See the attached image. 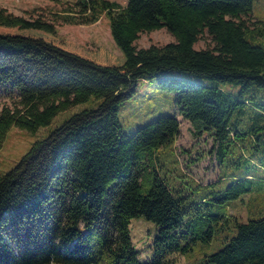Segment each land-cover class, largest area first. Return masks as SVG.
I'll list each match as a JSON object with an SVG mask.
<instances>
[{
    "label": "trees",
    "instance_id": "obj_1",
    "mask_svg": "<svg viewBox=\"0 0 264 264\" xmlns=\"http://www.w3.org/2000/svg\"><path fill=\"white\" fill-rule=\"evenodd\" d=\"M254 0H77L72 7L23 16L0 5V88L19 91L18 105L0 110V149L14 125L29 132L49 126L61 112L91 100L19 161L0 172V264H175L196 240L210 241L224 204L264 189L241 178L225 188L205 185L188 203L159 173V152L180 135L176 115L159 116L132 135L123 131L120 104L142 79L176 93L193 135L213 141L222 160L239 132L252 87L264 89V21L245 18ZM109 19L121 50L79 49L59 33L58 21L93 24ZM166 28L174 41L139 47L140 34ZM207 34L204 48L195 44ZM179 75H161L164 71ZM205 75L209 83L194 79ZM241 87L239 94L220 83ZM247 130L264 128V102L252 103ZM263 166V165H262ZM210 188V189H209ZM253 200V197L251 198ZM158 224L153 258L141 262L130 235L132 218ZM236 235L209 255L213 264H264V215L242 221Z\"/></svg>",
    "mask_w": 264,
    "mask_h": 264
},
{
    "label": "rangeland",
    "instance_id": "obj_2",
    "mask_svg": "<svg viewBox=\"0 0 264 264\" xmlns=\"http://www.w3.org/2000/svg\"><path fill=\"white\" fill-rule=\"evenodd\" d=\"M77 0H0V5L10 11L23 16L43 14L53 17V12H60L72 7ZM125 5L127 0H111ZM250 27L255 28L264 21V0H254L252 12L246 16ZM59 33L69 42V46L85 51L100 46L109 51L120 54L111 35L109 19L103 16L93 24H69L62 20L56 22ZM174 37L166 28L145 31L140 34L136 44L147 47L151 44L163 45L174 41ZM210 38L207 34L196 44V48H204ZM161 75H179L177 71H164ZM194 79L209 83L205 76H194ZM220 85L227 91L238 95L241 87L226 81ZM252 103L264 102V89L252 87L248 93ZM19 91L14 88H0V110L8 105L15 107L19 101ZM92 100V99H91ZM91 100L59 113L49 126L41 127L32 133L14 125L8 131L6 139L0 149V172L10 170L27 152L29 147L38 139L48 135L49 130L59 125L71 114L91 105ZM252 103L247 106V112L241 117L239 132L246 134L237 136L230 144L222 160L216 158L213 141L206 137L197 138L193 135L190 121L184 119L176 104V93L158 87L156 79H142L135 94L123 101L119 107V118L123 131L132 135L138 128L144 126L159 116L176 115L180 120V135L174 145L164 147L159 152V173L174 189H180L187 197L188 203L194 204L207 192L205 185L217 181L216 188H225L231 183L244 178L256 179V183L264 182V128L256 132L247 130L242 123H250ZM263 165V166H262ZM210 189V188H209ZM253 197V200L251 198ZM264 215V189L243 194L224 204V217L218 222L213 220L209 225L213 227V237L210 241L197 239L193 249L186 254H173L170 258L175 264H213L208 262L209 255L221 249L226 238L236 235L235 217L247 221L250 217ZM158 224L144 216L132 218L130 235L133 246L139 252L141 262H148L153 258V241L158 232Z\"/></svg>",
    "mask_w": 264,
    "mask_h": 264
}]
</instances>
